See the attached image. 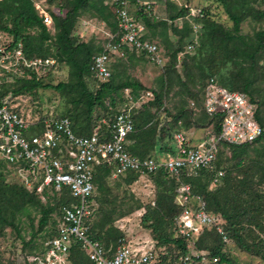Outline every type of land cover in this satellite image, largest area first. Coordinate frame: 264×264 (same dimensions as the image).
Listing matches in <instances>:
<instances>
[{"label":"rangeland","instance_id":"obj_1","mask_svg":"<svg viewBox=\"0 0 264 264\" xmlns=\"http://www.w3.org/2000/svg\"><path fill=\"white\" fill-rule=\"evenodd\" d=\"M92 1L95 2V0ZM138 1H140V4L156 1L154 5L151 3L152 6L149 10L145 11L146 14L155 19V23H153L155 35H151L150 28H145V33L151 38L147 40L156 43L160 50L165 53L166 64L169 61L171 63L172 52L183 46L185 41L180 40V36L172 33L169 20L165 26L160 23V20H166L169 15L174 14L171 8L172 3H169L170 0ZM172 2H174L173 5L177 9L180 6L187 5L194 8V10L206 11V15H204L202 20H194L193 16L187 14L181 21L173 23L178 28L183 22L189 24L190 28H192L191 40L195 42L194 49L187 51L186 45L183 51L178 54L175 65L170 70L165 67H156L145 56L142 55V58L140 53H134L131 50H123L124 55L122 57L119 56L120 52H115L111 61V66L113 65L111 67L112 73L117 75L116 84L130 80L139 83L143 88L136 92V100H134V95L131 94V88L120 90L117 94H111L110 96L115 99V104L112 107L116 111L121 109L125 102H128L129 96L132 99V104L139 109L140 107L138 108V106L143 102L142 100L148 99L149 102H152L156 95H160V106L149 105L147 107L149 113L154 115L153 124H151L156 128L155 146L148 157L159 160L174 155V134L181 132L187 137H194L195 139H192V143H196V139L205 134L207 126L201 125L206 123L207 119L202 113V107L210 79L225 89H227L225 85H230L229 82L232 80L239 84V75L252 80L249 87L251 96L240 91L233 92L243 94L249 100L255 110V115L258 112L264 128V48L256 58L257 68L253 71L249 69V61L241 57L243 56L241 53L243 48L241 42H236L239 57L226 61L225 53L222 50L214 46L209 47L205 42L210 30L205 25L206 19L221 26L226 31L232 32L233 24L225 14L221 4L216 0H175ZM243 2L246 4L245 0ZM33 3L34 6L39 4L40 9L44 10L52 20L50 24H45V26L53 37L56 32L53 20L59 14H63L66 9L59 13L56 4L51 3L49 0H33ZM254 8L264 12V0L258 1ZM135 9L131 7V11H134L137 16V9L136 11ZM95 16L97 14L94 10L83 12L80 15L72 32L75 42L91 41L99 46L107 44L108 39L112 36L110 26L107 22H103L97 17L95 18ZM164 30L165 34H163ZM262 30H264V18L260 21L246 18L240 25L238 35L250 43L254 41L256 33ZM30 34L36 36L38 31L31 30ZM9 41H11L9 35L0 31L1 48H3L4 44L6 46ZM46 46H49V51L52 54L54 48L51 47L49 42H47ZM50 70V76L48 75L49 71L42 74L43 77L46 75L44 77L45 84L56 86L60 82L67 81L68 68L65 65L56 67L55 63ZM87 86L92 90L96 84L89 78L87 79ZM149 92H152L153 95ZM103 101L107 102L106 105H109V96H106ZM12 105L19 110V113L24 118L32 122H35L38 118L48 120L53 117L65 116L71 110L66 99L51 89H38L32 93L14 97ZM180 112L183 115L177 121L175 118ZM99 114H103V112H99ZM141 119H143V116L140 117L139 122ZM240 158L242 159L241 165L236 167L237 159L232 157L230 150L225 148L221 151L220 167H222L224 174L226 173V178L235 181H245L246 183L242 188L233 190L234 199H224L226 200L224 202V210L230 217L231 222L229 223H233V225H229L220 214L209 211L214 215L220 216L223 233H218L216 229L215 231L213 229L205 230L197 242L198 246L203 248H212L215 245H220L221 254L230 260L232 264H261L264 260V180L260 182V169L258 168L264 165V138L258 143L250 144ZM255 164L258 165V168H249ZM8 168L12 169L11 167ZM5 171H8V173L2 172L4 184H16L19 182L13 171L10 172L8 169ZM180 181L186 182L183 179ZM222 183V179L216 185L208 183L207 191L211 193L216 191ZM100 186L101 190L98 189L96 191L97 204L101 209L98 219L100 227L104 228V230L108 227L104 222H101L104 216H109L111 226H117L122 237L127 242L134 244L148 240L149 244H151V241H153L156 244V252L159 257H174L178 254L179 249L174 242L179 237L176 234L174 219L163 218L156 232H153L148 227L154 223L155 203L158 195L171 196V191L168 188L163 186V184L159 185L151 182L147 178H141L132 184L127 175L114 176L111 173L103 178ZM192 194L196 197L193 192ZM198 196L205 202L207 208L204 197ZM218 199H221L220 194H218ZM220 201H223V199ZM41 202L42 204L46 203L45 200ZM3 204L7 206L6 202H3ZM52 204L51 202L50 205ZM10 212L11 208L8 206V211L5 215H10ZM144 213L150 215V220L145 226L141 223ZM40 217L41 213L39 210L29 208L15 216L18 233L12 227H1L0 264H29L26 258L30 253H36L40 250L42 243L48 238L53 229V216L42 229H39ZM231 229L237 231L238 236L243 239V243L247 248L239 246L237 240L230 237L232 234ZM212 232H216L219 237L216 236L220 240L216 237L215 241V236H210ZM164 239L170 242H164ZM22 243H27V246L24 247ZM202 251L210 252L208 249Z\"/></svg>","mask_w":264,"mask_h":264},{"label":"built area","instance_id":"obj_2","mask_svg":"<svg viewBox=\"0 0 264 264\" xmlns=\"http://www.w3.org/2000/svg\"><path fill=\"white\" fill-rule=\"evenodd\" d=\"M105 3L114 5L119 35L117 42L108 43L104 53L94 59L91 70L98 82L110 80L112 55L120 52L122 57L123 50L140 53L162 68L166 62L164 53L156 43L144 39L145 27L131 11L134 7L138 12L142 6V12H145L153 4L131 0H106ZM35 7L43 23L50 24L52 20L48 14L39 4ZM184 7L189 9V16L202 17L201 10ZM1 47L0 88L2 78L19 71V66L28 68L39 78L55 64L52 58L27 60L21 49L7 51ZM194 47L195 42L188 44L187 51ZM131 101L129 96L128 102L111 117L100 114L101 118L88 136H77L68 118H38L32 122L19 113L10 99H0V163L16 174L19 185L38 195L41 201L47 199L45 192L57 199L62 195L71 199L52 215L54 232L38 252L29 254L26 258L29 264H72L70 250L74 245L93 264H219L217 257L198 250L196 242L205 230L216 229L222 234L221 218L208 212L198 195L194 197L190 183L180 180L198 177L204 171L213 174L211 185L218 184L224 176V171L215 166L219 144L241 146L254 143L262 136L263 129L256 120L255 110L243 94L227 90L210 79L202 109L213 122L206 127L205 134L192 143L194 137L178 132L173 135V156L160 160L141 159L129 152L128 137L135 130L134 117L149 101L142 100L139 109ZM215 123L220 128L218 134L213 132ZM101 167L108 168L114 176L133 173L137 176L134 183L141 178L151 181L158 173L172 179L176 184L174 203L180 208L174 218L175 230L187 251L164 258L158 256L153 241L151 244L148 240L131 244L124 238L114 248L107 249L95 239L91 227L99 207L94 179L96 170Z\"/></svg>","mask_w":264,"mask_h":264},{"label":"trees","instance_id":"obj_3","mask_svg":"<svg viewBox=\"0 0 264 264\" xmlns=\"http://www.w3.org/2000/svg\"><path fill=\"white\" fill-rule=\"evenodd\" d=\"M51 3H55L58 7L59 13L63 12V9L66 11L63 14L55 17L54 28L56 32L52 37L48 32L45 24L43 23L42 17L38 15L37 10L35 9L33 0H0V31L6 33L11 38V41L8 44L3 45L7 51H15L21 49L24 57L27 60L34 58H52L55 60L56 67L59 65H65L68 68V75L66 82H60L56 86L44 83V77L41 76L37 78L34 72H31L28 68L24 66H19V71L11 72L5 77L2 78L1 88H0V99L8 98L11 101L14 97L22 96L23 94L32 93L38 89H51L56 93H59L62 97L66 99L71 110L65 116H58L59 118H68L72 123V130L77 136H88L92 133V129L95 126V122L98 121L101 117L99 112H103L104 117L106 115L112 116L116 110L112 107L115 104V99L110 96L111 94H117L120 90H126L131 88V94L134 95V100L137 98L136 92L142 90L143 88L137 82L130 80H125L115 83L117 78L116 73H112L111 64V78L108 82L101 83L94 77V73L91 70L94 59L104 53L105 46L108 43H115L118 41V27L117 19L114 12V5L105 3L106 0H49ZM135 3V0H131ZM221 4L225 14L232 22V32L226 31L221 26L208 21L205 25L210 29L207 34V39L205 40L207 46H214L217 49L222 50L225 53L226 61H229L233 58H238L237 54L238 46L236 42H241L243 59L249 61V69L253 71L257 68L256 58L261 53L264 48V30L256 33L253 42H246L244 38L238 35L240 31V25L246 18H252L256 21H260L264 18V12L257 10L254 6L263 0H216ZM171 8L174 11V14L168 16L166 20H160L161 25L165 26L166 22L169 20L171 22V31L174 35L180 36V40H185L184 45L180 48H177L172 52L171 63L164 64L162 68L172 69L174 67L175 60L177 56L181 53L184 47L188 44H192L194 41L191 40V29L187 22H183L180 28L173 25L175 22L181 21L185 18L186 15H189V9L180 6L178 9L173 5L174 2L169 1ZM138 15L136 19L143 23L145 28L151 29V35H155L153 30V23H155L154 17L142 12V6L138 8ZM94 10L97 14L99 20L107 22L110 26L111 35L113 38H109L107 44L99 46L93 42H75L72 32L75 27V24L83 12H90ZM202 17H192L194 20H202L206 11L201 10ZM110 20V21H109ZM202 21V22H203ZM36 30L38 34L36 36L31 35L30 31ZM162 33V32H161ZM165 30L163 34H165ZM149 36L147 33L144 35V39H148ZM151 39V38H149ZM47 42L51 44V47L54 48L53 53L49 51V46H46ZM195 48V47H194ZM136 53V52H134ZM142 58V54L140 55ZM165 56V53H164ZM166 57V56H165ZM118 65V64H117ZM116 65V66H117ZM168 65V66H167ZM115 66V67H116ZM114 67V69H115ZM51 71V70H50ZM48 72L50 76L51 73ZM23 72V73H22ZM47 75V76H48ZM91 79L92 82L96 84L91 90L87 86V79ZM210 78V77H209ZM239 84L232 80L229 82L230 85H225L227 89L231 91H240L246 93L248 96H251L249 92V87L251 81L244 76L239 75ZM153 95L152 92H149ZM203 95V94H202ZM109 96L108 104L104 102V98ZM139 98V97H138ZM154 99V96H153ZM252 99V98H251ZM202 101V100H201ZM149 105H161L160 95H156L155 99L152 102H148L142 106V109L139 111L138 115L134 117L135 119V130L132 134L129 135L128 139L130 141L128 150L129 152L138 158L144 159L149 156L150 152L153 151L155 146L156 139V128L152 126L154 115L150 114L147 107ZM258 111V110H257ZM204 117L207 121L201 126H208L213 122V118L206 115L202 109ZM143 119H139L141 116ZM183 114L180 112L175 120H179L180 116ZM258 124L263 129L262 136L255 141L254 143L260 142L264 138V128L259 118L258 112L255 115ZM44 120L45 118H39ZM215 122V121H214ZM152 123V124H151ZM219 126L217 123L214 125V134L219 133ZM253 143H251L252 145ZM250 144H244L241 146H231L227 144H219L217 150V161L215 166L217 169H222L220 167V155L221 151L225 148L230 150L232 157L237 159L236 167L241 165V154L245 152L246 148ZM238 152V154H236ZM249 168H258V165L255 164ZM259 180L262 182L264 180V165L260 168ZM5 165L0 163V229L4 226L12 227L13 230L18 233L19 230L15 223V216L18 213L24 212L30 209L39 210L41 217L39 220V229H42L47 225L49 219L52 215L57 213L59 206L61 204L70 203L71 199L62 195L63 197L57 199L55 196H49L46 192L44 195L47 197L46 203L42 204L38 195L30 193L21 185L17 184H4L2 180V172L5 171ZM223 170V169H222ZM258 172V170H256ZM110 170L108 168H98L96 170V175L94 182L96 184L97 191L101 190V183L104 177L109 176ZM133 184L137 180V176L133 173L126 174ZM213 174L211 172H201L198 177L185 178L184 181L188 182L192 186V192L195 195H200L204 197V200L207 204V211L220 214L228 223L231 222L230 217L226 214L224 210V199H234L233 190L242 188L246 183L245 181H235L229 178H226V173L224 178H221L223 183L216 189L214 192H208L207 187L208 183H211ZM151 182L165 186L171 191V196L165 194H159L156 199V213L154 215V223H152L149 228L156 232L158 230V225L160 224L163 218L174 219L176 215L180 212V208L174 203L175 199V182L172 179L166 177L165 174L158 173L151 177ZM218 194L221 195L220 201L218 199ZM245 194V193H244ZM97 201V195L95 197ZM3 202L7 203V206H4ZM51 202L53 203L52 205ZM8 206L11 208L10 215H5L8 211ZM101 209L99 206L96 218L92 224L91 230L95 233V239H97L105 248L112 247L114 248L118 245L119 241L124 239L122 234L119 232L117 226L112 227L109 216H104L101 223H105L108 227H100L99 216ZM101 218V217H100ZM150 220V215L144 213L141 219L143 226ZM51 221V220H50ZM52 224L54 226V221L52 218ZM233 225V223H229ZM215 231V229H213ZM232 230V229H231ZM54 230L48 236V238L53 234ZM231 238L236 239L239 246L247 248L243 243V239L238 236L236 230L231 231ZM215 236L214 240L216 241L217 233L212 232L210 236ZM217 235V236H216ZM209 236V234H208ZM219 237V236H218ZM217 237V238H218ZM220 240V238H218ZM164 242H170L169 240H163ZM176 247L179 249L178 254L185 253L187 251L186 245L181 238L176 240ZM24 247L27 246V243H22ZM196 248L198 250L208 249L210 252V257H217L219 259V264H232L223 254H221L220 245H215L212 248H203L198 246L196 242ZM177 254V255H178ZM70 260L72 264H93L88 257L80 250V248L74 245L70 250ZM264 260L261 262L263 263Z\"/></svg>","mask_w":264,"mask_h":264},{"label":"crops","instance_id":"obj_4","mask_svg":"<svg viewBox=\"0 0 264 264\" xmlns=\"http://www.w3.org/2000/svg\"><path fill=\"white\" fill-rule=\"evenodd\" d=\"M137 2H140V1H138V0H137ZM151 3L154 5V4L156 3V1H154V2H151Z\"/></svg>","mask_w":264,"mask_h":264}]
</instances>
